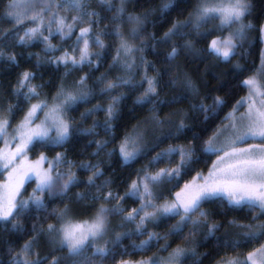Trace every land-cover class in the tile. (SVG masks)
<instances>
[{"label": "trees", "instance_id": "obj_1", "mask_svg": "<svg viewBox=\"0 0 264 264\" xmlns=\"http://www.w3.org/2000/svg\"><path fill=\"white\" fill-rule=\"evenodd\" d=\"M247 2L249 12L243 17V22L251 24L252 27L246 30L243 40L235 41V55L229 62H224L210 55L208 51L212 40L223 39L229 35V30L218 31L219 19L205 23L199 31L188 26L198 0H127L123 5L119 0H112V10L92 0L87 5V10L98 13V16L90 18L91 24L88 22L89 18L85 17L83 24L77 22L73 25L77 30L67 39H61L59 34H55L45 42L37 39L26 45L19 44L14 33L23 36L21 29L34 26V22L12 24L6 15L9 0H0V51L5 57L14 56L16 60V63H12L9 59H0V107L6 109L10 105L13 106L11 125L19 123L29 107L27 102L14 95L18 91V81L24 72L32 75V86L39 92V99H33L32 104L51 100L61 88L65 91H78V81L81 77H87L85 91L91 93L90 99L78 103L75 109L68 112L72 132L66 143L37 146L28 151L34 159L43 154L54 159L60 155L62 163L59 171L74 173L79 183L72 185L63 196L49 198L47 193L43 194L41 199L46 205L45 208L36 209L30 206V209L15 221L11 218L9 221H0V264H13L14 257L20 259L24 245L35 238L43 237L48 233L49 225L61 226L63 222L59 220V214L65 209L68 210L67 219L79 222L93 219L100 207L112 208L119 205L124 209L125 215L132 208H139L140 202L125 193L129 191L130 185L142 179L145 173L155 174L162 169L177 166L178 156L171 158V162L154 159L170 147L194 151V155L189 165L191 171L187 175L182 172L179 181L167 185L162 199L171 197L183 183L211 168L218 154L203 151L206 141L223 126L226 117L247 94L242 81L256 72L261 59L264 0ZM55 4L59 5L60 0H55ZM120 7H123L124 12L118 20H114L118 15L115 9ZM54 13L63 17L66 24H70L73 17L80 15L70 8L58 6H54ZM130 16L138 17L140 23H131L128 19ZM42 19L44 27L41 31L48 36L45 29L49 21L54 20V15L48 16L47 13ZM82 27H90L89 37L99 35L105 45L103 49H99L89 40V53L93 56L96 53L101 54L94 66L70 68L64 64L49 63L58 59L64 52L75 53V38L79 35L78 29ZM55 28L53 23V31ZM133 28L137 30L136 37L132 36ZM177 28L180 34L173 35L171 40L167 41L166 34L174 32ZM117 29L134 49L131 61L123 54L120 56L122 63H133L131 71L120 65H113L116 49L120 46V41L114 34ZM231 30L235 31V27ZM45 44L54 47L56 51L46 54ZM173 47L178 50V55L174 62H170L167 58ZM121 77L130 79L131 83L111 90L122 97L111 118V131H105L103 127L108 119L104 111H98L82 120L81 116L85 112L98 105L106 108L111 101L107 93L100 91L101 78H106L104 83H115ZM145 77L155 82L156 94L152 97L153 103L138 104L137 99L143 97L148 87L144 82ZM187 81H191L195 92L187 86ZM217 97L222 99L224 104L209 111L205 119V113L199 111L200 105L211 106ZM178 114L177 122L171 125L163 137L156 138L151 148L135 160L124 162L119 146L125 137L147 119L153 118L155 123L158 120L161 122L158 125H162L167 119ZM181 120L186 127L177 131ZM94 123L97 125L94 134H81V129L92 128ZM97 142H106L102 150H98ZM96 164H99V171L103 173L101 177L96 178V184L109 182L99 193L96 188L88 185V179L93 173L81 167ZM1 180L3 178H0ZM34 185L35 182H31L26 186L22 194L25 199L32 194ZM109 192L112 197L105 202L102 197L107 196ZM114 195L122 199L115 200ZM80 196L84 199H80ZM201 210L207 213V218L197 214L193 219L200 221V225L193 227L189 224L181 233L172 231L179 222V217L146 223L144 230L155 233L159 238L143 249L139 246L148 237L137 233L136 225L129 223L114 232L111 242L102 245L110 249V255L103 259L94 255L96 246L86 247L81 254L73 256L59 243L39 261H32L29 252L26 253V259L32 264H89L90 259L93 264H135L150 262L177 249H184L185 255L180 259L181 264H219L229 257H244L264 244V240L249 243L244 237L248 226L251 225L254 230L259 231L256 225L264 224V215L259 211L229 207L226 203L218 201L204 203ZM13 224L16 225L15 228ZM209 228L213 229L211 233ZM117 236L120 237L119 240L116 239ZM230 244L233 246H229Z\"/></svg>", "mask_w": 264, "mask_h": 264}, {"label": "snow or ice", "instance_id": "obj_2", "mask_svg": "<svg viewBox=\"0 0 264 264\" xmlns=\"http://www.w3.org/2000/svg\"><path fill=\"white\" fill-rule=\"evenodd\" d=\"M91 2L92 0H60V4L56 5L55 0H9L6 15L14 25L23 24L25 21L34 22V26L21 29L23 36L14 33L18 43L21 45L32 43L37 39L40 42H45L50 36L55 34H59L61 39H67L72 36L73 31L77 30L73 27L77 22L83 24L84 18L87 17L89 18V24H91L90 18L98 16V13L87 10V5ZM96 2L112 10V0H96ZM119 3L123 5L125 0H119ZM53 6L67 7L80 15L73 17L70 24H66L63 17H59L54 13V20H50L48 27L45 29L48 32V36H45L44 32L41 31V25L43 24L42 14L44 11H51ZM165 7L167 8L168 5H165ZM115 11L118 15L114 17V20H118L124 9L120 7L115 9ZM248 12L249 4L246 0H198L194 15L188 26L199 31L205 23L219 19L218 31L229 30V35L223 39L212 40L208 51L210 55L217 59L229 62L235 55V41L243 40L246 30L252 27L251 24L243 22V17ZM128 19L131 23H140L138 17L130 16ZM53 23L56 25L55 31L52 29ZM233 27H235V31L231 30ZM78 31L79 35L75 38L76 47L73 48V51L79 53V58L77 59L64 52L58 59L49 61V63L64 64L70 66V68H82L85 65L89 68L94 66L96 61L100 59L101 54L96 53L93 56L89 53V40L99 49H103L105 45L99 35L89 37L90 27H82ZM261 31H264V28ZM114 34L119 39L120 46L116 49L113 65H120L125 70L131 71L133 63H122L120 56L123 54L131 61L134 49L118 29ZM179 34L180 30L177 28L174 32L166 34L165 39L170 41L173 35ZM136 35L137 30L133 28L132 36L136 37ZM44 51L46 54H52L56 49L45 44ZM177 55L178 50L173 47L167 59L170 62H174ZM4 58L16 63L14 56L5 57L4 53L0 51V59ZM262 65H264V60H262ZM86 79L87 77H81L78 81L80 88L76 93L65 91L61 88L57 95L53 97L51 105L47 100L32 104L31 101L33 99H39V92L32 86V75L24 72L18 81V91L14 93V95L29 104L23 119L10 127L13 106L10 105L6 109L0 107V144L4 145L0 149V178H3L5 174L7 176L5 182L0 184V221H9V218L15 221L21 214L28 211L30 206L36 209L45 208L46 205L41 199L43 194L47 193L49 198L63 196L72 185L79 183L74 173L57 170L62 163L60 155H57L54 161H50L44 155H40L38 159L30 162L28 151L30 148L37 146L63 145L70 139L72 129L70 127L71 122L66 119L67 113L75 109L78 103L90 99L91 93L85 91ZM105 80L106 78H101L99 83L101 84L100 91L107 93L111 97L108 107L101 108L98 105L96 108L82 114L81 119H87L98 111H104L108 119L103 127L105 131L110 132L111 118L122 98L121 95L114 94L111 90L128 85L131 81L122 77L118 78L115 83L111 81L104 83ZM144 82L148 84V87L143 97L138 98L136 102L138 104L153 103L152 97L156 94V84L147 77H145ZM242 84L249 92V97L246 98V101H241L237 107L247 103L248 113L240 118L239 128L236 122L232 123L231 129H228L227 133H225L226 138L224 139L223 147H218L213 141L221 136L225 129H218L216 134L206 141V147L203 148L205 153H222L220 159L213 164L212 170L207 177L198 174L191 184L185 183L181 191L175 192V198L171 203H164L159 206L153 203L154 200L162 198L155 196L153 189L159 188L163 183L179 181L182 172L187 175L191 171L189 165L192 163L194 151L170 147L166 151L159 153L154 159L156 161L168 160L171 162V158L178 156L177 166L175 168L162 169L154 175L145 173L139 184L134 181L130 185L129 191L125 193L126 196L135 198L140 202L138 209H132L125 215L124 209L119 205L112 208L100 207L90 223L88 221L82 223L73 222L67 219L68 210L65 209L63 213L59 214V220L63 222L62 226L49 225V234L58 236L61 246L66 247L71 255L76 256L85 251L86 247L96 245L99 240H102L108 234V216L110 214L122 216L125 222L136 225L137 233L148 237L139 246L141 249L146 248L151 241L159 238L155 233L144 230L146 222L156 223L161 219L179 217V222L173 227L172 231L181 233L182 229L189 224L193 227L200 225V221L193 219L197 214L200 217L207 218V213L201 210L206 202L218 201L222 204L226 203L229 207L249 208L264 215V84L259 83L255 77L243 80ZM187 86L195 92L191 81H187ZM253 97H259L260 99L257 101ZM257 103L259 104L258 107ZM223 104L224 101L217 97L211 106L206 107L201 104L199 111L205 113V119H207L209 111L219 108ZM153 111H155V108H153ZM38 113L39 115H37ZM226 120L231 121L232 114L226 117ZM156 123L161 124L158 120ZM96 127L97 125L94 123L92 128L81 129L80 132L82 135L94 134ZM184 127L186 125L181 120L177 131H182ZM249 138H259V146L254 144L252 148L238 147L240 143L249 140ZM138 139V135L134 138L125 137L122 142L119 152L125 163L135 159L139 153L138 147H134L133 151H128L129 141L131 140L133 145H136ZM105 143L97 142L98 150H102ZM44 163L48 164L46 170L43 169ZM81 167L93 173V176L88 179V185L96 188L98 193L102 187L108 185V181H105L103 185H97L95 182L96 178L103 175L99 171V164L81 165ZM31 182H35L36 187L33 189L32 194L25 199V196L21 195V191L24 189L25 183ZM109 197H112L111 192L107 196L102 197V199L107 202ZM79 198L84 199L83 196ZM100 198L94 197V199ZM113 199L120 200L122 197L116 196ZM12 226L16 227L15 224ZM256 228L259 231L254 230L251 225L248 226V231L244 233L247 242L264 240V224L256 225ZM211 231L213 229L209 228L210 233ZM116 239L119 240L120 237L117 236ZM229 246L233 245L230 244ZM31 250L32 246L31 242H29L24 245L21 253L26 254ZM94 255L99 259H103L110 255V249L96 247ZM184 255V249H177L166 262L157 258L148 262V264H179L181 257ZM13 264H32V262L24 259L23 255H21L20 259L13 258ZM89 264H93L91 259ZM226 264H240V262L230 260ZM243 264H264V246L249 253Z\"/></svg>", "mask_w": 264, "mask_h": 264}, {"label": "rangeland", "instance_id": "obj_3", "mask_svg": "<svg viewBox=\"0 0 264 264\" xmlns=\"http://www.w3.org/2000/svg\"><path fill=\"white\" fill-rule=\"evenodd\" d=\"M126 1L127 0H125V2ZM246 2H247V0H246ZM50 12H51V14H49ZM47 13H48V16L49 15L50 16L53 15L54 14V6L52 7L51 11H44L42 16L46 15ZM46 23H47V21H46ZM43 27H44V24L41 25V29ZM262 28H264V23L262 25ZM262 43L263 44H262L261 59H260L259 66H258L256 72L254 74H252L249 78L255 77L259 83L264 84V65H262V60H264V31H262ZM81 47H82V45H81ZM69 55H71V56H73V57H75L77 59L79 58V53L78 52H75L74 54H69ZM70 92L76 93L77 91H70ZM248 97H249V92H247V94L235 105L234 109L229 113V115L232 114V120L231 121L225 120L223 126L220 128V129H225V131L221 133V136L217 137L216 140L213 141L218 147H223V142H224V139L226 138L225 137V133H227L228 129H231V126H232L233 122L237 123V127L238 128L240 127V118L244 117L248 113V105H247V103H244V104H241L239 107H237V106H238V104H240L241 101H246V98H248ZM52 99L48 100L50 105L52 103ZM253 99H256L258 101L260 98L259 97H253ZM36 103H41V102H36ZM36 103H33V104H36ZM258 106H259V104L257 103V107ZM37 115H39V113ZM229 115L227 117H229ZM178 117H179V114L175 115L174 118L167 119L164 122V124H162V125H158L157 123H155L153 121V118L147 119L146 121H144V123L142 125L137 127L129 136H127V137H133V138L137 137V135L139 136V139L136 141V145H133L131 140L129 141L128 151H133L134 147H138L139 153L136 155V158H138L146 150L151 148V145H152L153 141L156 138L163 137V135L167 132V130L170 129L171 125H173V124H175V122H177L176 120H177ZM66 119L69 121L68 113H67ZM11 126L12 125L10 123V127ZM225 126H227V128H225ZM121 144H120V146H121ZM254 144L259 146V144H260L259 138H255V139L249 138V140L240 143L238 145V147L252 148ZM120 146H119V148H120ZM3 147H4V145L0 144V149H2ZM43 155L45 157H47V159L50 160V161H54L55 160L54 158H51V157H49V156H47L45 154H43ZM220 155H222V153L218 154V156L215 159L213 164H215L220 159ZM38 158H35V159L32 158L30 156L29 152H28V159H29L30 162L35 161ZM135 159H132L131 161H133ZM212 166L207 172L199 173V174H202L203 176L207 177L208 173L212 170ZM47 168H48V164L44 163L43 164V169L46 170ZM57 170L59 171V169H57ZM197 175H195L190 181H187L185 183L191 184V182L193 181V179ZM6 179H7V176L5 174V176L3 177V180L0 181V184H3ZM139 181H137L138 184H139ZM198 182H200V181H198ZM185 183H183V185ZM169 184L170 183H163L159 188L153 189L154 195L157 196V197H162L164 189ZM27 185H28V183H25L24 189L21 191V195L24 193ZM183 185L181 186L180 189L176 190L175 192L181 191V189L183 188ZM35 187H36V183L34 185V189H35ZM175 192H173L171 197H167L166 199H162V198L156 199V200L153 201V203L157 204L158 206L162 205L164 203H171L174 200V198H175ZM114 196L116 197V195H114ZM132 209H135V208H132ZM136 209H138V208H136ZM84 221H88L90 223L92 221V219L91 220H84ZM84 221H79V222L82 223ZM146 223H148V222H146ZM128 225H129V223L125 222L123 220L122 216H114V214H110L108 216V229H109L108 230V234L102 240H99L98 243L96 245H94V246L102 247V245H106V243L108 241L111 242V239L113 238L114 232L118 231L117 229L126 227ZM61 226H62V224H61ZM61 226H59V227H61ZM58 243L60 244L59 237L56 236V235H50L49 232L46 233L43 237L35 238L33 241H31L32 250L29 252V255L32 257L31 260L32 261H36V260L39 261L40 259H42L44 257V255L47 252H49L50 250H53V248L56 245H58ZM262 246H264V244L259 246V247H257L256 249H259ZM253 251H251V252H253ZM251 252H249V253H251ZM173 253L168 254L167 256H163V257H161L159 259L161 261H165L166 262ZM249 253L245 254L244 257H238V256L229 257L227 260H225V261H223L222 263H219V264H226V262L230 261V260L239 261L240 264H243V262L246 260V258H247ZM23 258L26 259V254H23ZM148 262L149 261H143V264H148ZM135 264H142V262H138V263H135ZM179 264H181L180 261H179Z\"/></svg>", "mask_w": 264, "mask_h": 264}]
</instances>
